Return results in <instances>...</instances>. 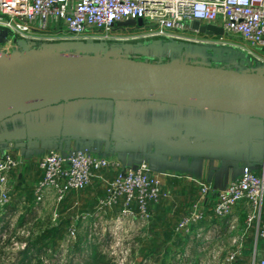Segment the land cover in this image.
Here are the masks:
<instances>
[{"label": "crops", "instance_id": "0c3cea01", "mask_svg": "<svg viewBox=\"0 0 264 264\" xmlns=\"http://www.w3.org/2000/svg\"><path fill=\"white\" fill-rule=\"evenodd\" d=\"M153 56L163 59L160 52ZM187 57L173 60L190 62L198 58ZM236 63L239 70H250L246 69L244 56H238ZM253 124L258 121L248 116L151 100L80 98L14 114L0 121V143L23 146L11 150L19 164L8 175L9 206L32 205L33 186L39 176L37 162L47 145L56 142L74 147L93 145L121 165L145 161L147 173L158 178L167 196L150 208V218L155 216L154 220L161 222L158 229L166 238L163 251L180 243L203 253L209 247L223 244L224 237L228 238L225 248L231 249L232 237L244 233L235 264H251L253 260L264 259V242L255 238L253 225L245 228L244 202L236 204L230 215L217 219L209 209L215 198L214 192H210L203 203L206 209L203 222L191 226L187 233L175 232L174 225L197 200L198 183H209L213 190L222 189L239 175L243 160L257 159L249 139ZM113 175L111 170L94 173L85 189L69 193L65 200L96 205ZM120 207L99 212L94 208L84 216L99 217L114 209L116 213L112 216L115 217ZM12 211L13 208L8 209ZM261 218L264 220V202ZM231 219L235 220L236 228L229 232L227 223ZM206 234L209 239L204 241ZM173 237L177 242H172ZM211 251L215 254L216 249ZM202 262L204 259L200 256L197 263Z\"/></svg>", "mask_w": 264, "mask_h": 264}, {"label": "built area", "instance_id": "2783aa9c", "mask_svg": "<svg viewBox=\"0 0 264 264\" xmlns=\"http://www.w3.org/2000/svg\"><path fill=\"white\" fill-rule=\"evenodd\" d=\"M130 18H142L146 35L150 37H179L174 32L197 35L198 32L188 26L191 20L215 24L223 29V35L242 41L241 45H234L237 54L228 57L226 62L219 57L194 60L239 70L236 57L241 55L247 60L246 69L264 71V0H0V51L17 55L20 47L16 40L19 38L41 50L76 51L67 47L70 40L82 42L99 39L89 36L88 32H107L115 27L116 22ZM60 27L56 34H49V30ZM62 30L66 35H58V31ZM211 37L204 35L194 39V42L212 43ZM217 37L221 38L222 35ZM130 56L157 60L152 54L146 55L144 52L133 51ZM22 147L12 142L0 143V207L10 201L8 175L19 164V160L11 155V150ZM37 169L39 176L32 192L34 204L42 203L47 196L60 203L69 193L85 189L94 173L114 171L97 205L100 211L120 205L114 218L117 222L123 218L131 222H147L150 208L167 196L156 175L147 173L145 161L121 165L93 145L74 147L61 142L49 144L37 162ZM198 190L197 200L176 222L175 232L187 233L191 226L204 221L206 209L203 203L206 196L214 192L215 198L209 208L212 216L222 219L230 215L236 204L244 202L247 207L244 226L249 228L253 225L255 238L264 242V220L261 218L264 159L243 160L239 175L222 189L213 190L209 183L201 182L198 183ZM235 228V220H229L227 230L231 232ZM243 238L244 233L233 236V247L216 264H235L242 250ZM203 239L208 240V235ZM251 264H264V259L253 260Z\"/></svg>", "mask_w": 264, "mask_h": 264}, {"label": "water", "instance_id": "95a60500", "mask_svg": "<svg viewBox=\"0 0 264 264\" xmlns=\"http://www.w3.org/2000/svg\"><path fill=\"white\" fill-rule=\"evenodd\" d=\"M142 18L115 23L116 28L143 27ZM191 30L221 36L223 29L197 20ZM159 43L160 41L155 40ZM20 51H0V121L68 100H151L253 118L249 128L253 156L264 159V71H241L194 60L137 58L105 45L100 53L41 50L17 39ZM130 46V44H128Z\"/></svg>", "mask_w": 264, "mask_h": 264}, {"label": "rangeland", "instance_id": "374dc122", "mask_svg": "<svg viewBox=\"0 0 264 264\" xmlns=\"http://www.w3.org/2000/svg\"><path fill=\"white\" fill-rule=\"evenodd\" d=\"M58 29L61 27L49 30V34H54ZM58 32V35H66L64 30ZM146 33L145 27L130 29L113 27L107 32L90 30L88 35L97 36L99 39H87L82 42L70 40L67 47L74 48L78 52L100 53L105 45L121 43L123 52L128 55L133 51L144 52L146 55L160 52L165 60H170L183 57L187 59V55L198 58H228L237 54L234 45L242 44L237 37L225 34L221 38L212 36L210 39L213 42L204 44L194 42V39H199L201 36L192 33L174 32L179 36L177 38L150 37ZM155 40L160 42L157 43ZM9 203L10 201L0 207V230L5 219H10V226L13 227L24 214L26 216L32 212L29 216L34 218L18 229L5 245L6 236L4 232H0V264H20L22 260L20 251L24 246L23 241L27 238L30 239L33 248L39 245L43 247V252L32 258L29 264H82L96 249L106 255L109 264H198L200 256L204 259L200 264H216L223 259L225 250L229 249L225 248L228 238L224 237L223 244L209 247L203 253L180 243L172 246L168 251H163L166 238L161 235V229H158L161 222L159 221L158 224V220H154L155 216L145 223L131 222L128 218L117 222L112 216V213H116L113 209L99 217L84 218V215L93 212L94 208L95 212L100 211L97 203L96 205H87L86 202L73 204L71 199L55 203L52 196H47L42 203H32L30 206L12 207ZM12 208L14 211L8 212V209ZM38 235L41 236V241L36 244L34 238ZM172 239V242L176 241L174 237ZM191 243L190 241L189 244L192 246ZM211 248L216 249L215 254Z\"/></svg>", "mask_w": 264, "mask_h": 264}, {"label": "trees", "instance_id": "16d2710c", "mask_svg": "<svg viewBox=\"0 0 264 264\" xmlns=\"http://www.w3.org/2000/svg\"><path fill=\"white\" fill-rule=\"evenodd\" d=\"M31 214L32 212H29V214L26 216L25 214L20 216V218L18 219V223L13 227L10 226V219L4 220V224L2 225L0 230V232H4V236H6L4 237V245L8 243L9 239L15 235L18 229L22 228L26 222H30L34 218H32V216H29ZM29 241V238L23 241L24 246L23 249L20 251V253L22 254V260L20 264H29L32 258L40 255V253L43 252V247L41 245L37 246V248H33V244ZM40 241V235L34 238V242H36V244H38ZM82 264H109V262L108 260H106V255L101 250L96 249L93 250V252L90 254L88 260L84 261Z\"/></svg>", "mask_w": 264, "mask_h": 264}, {"label": "flooded vegetation", "instance_id": "af4514ba", "mask_svg": "<svg viewBox=\"0 0 264 264\" xmlns=\"http://www.w3.org/2000/svg\"><path fill=\"white\" fill-rule=\"evenodd\" d=\"M122 48H123V47H121V48H118V49L112 48V50H116V51H119V52H122V53H124V52H123V50H122ZM110 50H111V49H110Z\"/></svg>", "mask_w": 264, "mask_h": 264}]
</instances>
